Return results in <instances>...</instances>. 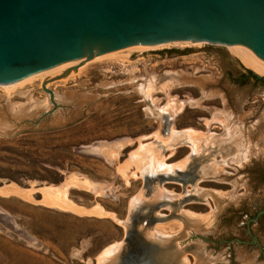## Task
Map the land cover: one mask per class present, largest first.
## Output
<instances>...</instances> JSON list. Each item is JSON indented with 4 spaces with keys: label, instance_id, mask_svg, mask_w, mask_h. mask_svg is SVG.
I'll return each mask as SVG.
<instances>
[{
    "label": "rangeland",
    "instance_id": "rangeland-1",
    "mask_svg": "<svg viewBox=\"0 0 264 264\" xmlns=\"http://www.w3.org/2000/svg\"><path fill=\"white\" fill-rule=\"evenodd\" d=\"M74 63L0 86L11 104H33L28 121L36 123L0 136V187L37 189L77 177L92 188L70 187L67 198L108 215L46 206L36 191L31 200L0 194V264H100L107 248L124 244L135 202L131 234L111 264L264 262V218L247 225L264 211L263 73L229 47L206 44L96 53ZM67 72L46 84L58 107L40 119L53 109L42 84ZM78 102L74 121L44 129L53 116L73 119ZM173 131L192 138L174 142ZM142 144L150 156L136 163ZM185 215L196 221L185 223ZM156 233L176 237L179 249L191 237L194 250L178 259L165 243L152 246Z\"/></svg>",
    "mask_w": 264,
    "mask_h": 264
},
{
    "label": "water",
    "instance_id": "water-1",
    "mask_svg": "<svg viewBox=\"0 0 264 264\" xmlns=\"http://www.w3.org/2000/svg\"><path fill=\"white\" fill-rule=\"evenodd\" d=\"M177 43L235 46L243 51L256 71L264 72V0H0L2 87L67 62L90 59L94 52L104 54L136 45L157 47ZM67 74L42 84L53 109L44 112L40 119L52 115L58 107L54 93L46 84ZM73 94L76 96L78 92ZM0 99V136L28 128V122L36 125L28 121L33 104H11L6 96ZM80 105V102L75 105L73 119L53 116L44 129L71 123L81 113ZM135 207L124 223L129 232L126 240L131 234ZM261 216L264 211L250 219L248 227ZM183 219L185 223H194L186 215ZM190 238L181 239L180 246L186 245L184 249L178 248L176 237L151 238L154 242L151 244L158 247L156 242L165 243L180 259L190 253L187 251L194 250L187 246L192 241ZM123 245L102 264L117 259ZM206 263L210 264L208 260ZM179 264L185 263L181 260ZM241 264L264 262L255 257Z\"/></svg>",
    "mask_w": 264,
    "mask_h": 264
},
{
    "label": "bare ground",
    "instance_id": "bare-ground-1",
    "mask_svg": "<svg viewBox=\"0 0 264 264\" xmlns=\"http://www.w3.org/2000/svg\"><path fill=\"white\" fill-rule=\"evenodd\" d=\"M174 45H177V46H182L184 44H174ZM158 47V46H157ZM135 48H142V49H147V48H153V47H148V46H142V45H136V46H130V47H127V48H124V49H121V50H116V51H130L132 49H135ZM229 49H231L232 53L239 57L240 59L244 60V61H247L248 62V58L247 56L243 53L242 50L238 49L237 47L235 46H232V47H229ZM94 54H96V52H94ZM93 54V55H94ZM87 57H88V54H87ZM75 61H71V62H67V63H64V64H61V65H58L56 67H53L49 70H46V71H43L44 73H57V72H60L62 71L63 69H65L66 67H68L69 65L73 64ZM77 63V62H76ZM75 64V63H74ZM255 68V67H254ZM256 70V69H255ZM53 73V74H54ZM257 73H263L264 75V72H261V71H257ZM42 74V73H41ZM46 74V75H47ZM50 75V74H49ZM178 107V106H177ZM193 133L191 131H186V132H174L173 131V136L171 137L172 140L174 142H177L179 141V138H181L182 140L187 137H191ZM195 135V134H194ZM192 138V137H191ZM191 141V140H190ZM168 142V141H167ZM171 142V141H169ZM148 150V147L144 146L143 144L139 147L138 151H137V154H138V158H139V161H142V158H145L143 156V154L145 155V153L147 154V151ZM149 155V154H147ZM150 156V155H149ZM154 156V157H153ZM151 157H153L151 159V162L153 163V166L155 168H160V166L162 165L161 163V160L157 159L156 158V155H152ZM156 158V159H154ZM155 161V162H154ZM150 162V163H151ZM123 171V170H122ZM125 173V172H124ZM67 185H71L72 187H78L79 189L82 188L84 190H89L92 188L90 182H88L87 180H83V179H79L77 177H72L71 179L68 180V184ZM27 190V189H26ZM25 189H21L19 188L17 185L15 184H9L7 186H4L3 188H0V194L3 195V196H10V195H15L17 197H21L24 198V199H28V200H31L32 198L30 197L31 194L30 193H33V191L35 192V190L33 189V191H26ZM31 190V189H30ZM165 191V190H164ZM40 192V191H39ZM42 192H43V195H44V201H41V202H44V204L49 205V206H52V207H56V208H61V209H64V210H67V211H70L72 213H76L78 215H98L100 217H104L106 215H108L107 213L103 212L102 209H100L98 206L93 208V209H89V210H86V209H83L82 207H77L73 202H71L68 198H67V190H66V187L63 186H56V187H53V186H48V187H44L42 189ZM160 193H162V191H160ZM159 193V194H160ZM164 193V192H163ZM162 193V194H163ZM170 194V193H169ZM0 195V196H1ZM161 196V195H160ZM164 196V194H163ZM170 197V196H169ZM167 198V197H166ZM134 201H137L134 200ZM37 203V202H36ZM39 203V202H38ZM136 203H133L132 204V207H135L136 206ZM195 222V221H193ZM156 237L154 239H157V240H161V239H164V238H168L167 237H164L165 235H162L159 234V233H156ZM155 236V235H154ZM171 237V236H170ZM120 245L119 244H115L113 246H110L109 248H107L100 256H99V259L98 261L100 262V264L104 263V261H107L108 259H110L112 257V255H114V253L120 249ZM187 261V260H186ZM185 261V263H186Z\"/></svg>",
    "mask_w": 264,
    "mask_h": 264
},
{
    "label": "crops",
    "instance_id": "crops-1",
    "mask_svg": "<svg viewBox=\"0 0 264 264\" xmlns=\"http://www.w3.org/2000/svg\"><path fill=\"white\" fill-rule=\"evenodd\" d=\"M134 160L136 161V163L139 162V160L136 159V156H135ZM71 178H72V177H70L69 179H71ZM69 179H68V180H69ZM68 180H67V181H68ZM67 181H65L63 184H65ZM63 184H61V185H59V186L61 187ZM7 185H9V184L3 185V186L0 187V188H3L4 186H7ZM44 187H48V186H44ZM44 187H38L37 189H36V188H30L31 190H30V189H27V190L25 189V190L31 192V191H33V189H34L36 192H38V194H40V195L42 196V197H41V200H40V202H41V201H44V195H43V192H42V189H43ZM53 187H56V186H53ZM66 187H67V193H68L69 188L72 187V186L66 185ZM19 188H20V187H19ZM21 189H23V188H21ZM39 191H40V192H39ZM33 193H34V191H33ZM33 193H30V194H31V196H30L31 198H32V194H33ZM67 193H66V194H67ZM10 196H15V195H10ZM66 196H67V195H66ZM7 197H8V196H7ZM41 203H44V202H41ZM74 204H75V203H74ZM75 205H76V204H75ZM76 206L81 208V206H78V205H76ZM82 208H83V209H86V210H89V209L84 208V207H82ZM93 208H95V207H93ZM93 208H91V209H93ZM75 214H76V213H75ZM83 216H84V215H83Z\"/></svg>",
    "mask_w": 264,
    "mask_h": 264
},
{
    "label": "trees",
    "instance_id": "trees-1",
    "mask_svg": "<svg viewBox=\"0 0 264 264\" xmlns=\"http://www.w3.org/2000/svg\"><path fill=\"white\" fill-rule=\"evenodd\" d=\"M247 75H245V77H246ZM248 78H250V79H253V80H256L257 81V78L256 77H254V76H252V74L249 72V74H248ZM261 218H264V216H261Z\"/></svg>",
    "mask_w": 264,
    "mask_h": 264
}]
</instances>
